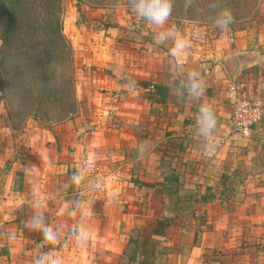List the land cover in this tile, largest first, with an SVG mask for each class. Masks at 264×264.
<instances>
[{
	"label": "crops",
	"instance_id": "obj_1",
	"mask_svg": "<svg viewBox=\"0 0 264 264\" xmlns=\"http://www.w3.org/2000/svg\"><path fill=\"white\" fill-rule=\"evenodd\" d=\"M140 40L103 29L87 50L77 45L79 106L58 125L14 133L0 110V264H33L43 242L62 248L65 264H264V120L249 138L226 133L230 83L251 100L264 96V33L191 43L180 63L201 71L199 100L170 91L171 41ZM200 102L217 117L211 151L195 135ZM88 151L94 165L77 176L70 165ZM65 194L88 213L62 207ZM37 200L46 217L83 215L87 238L29 228Z\"/></svg>",
	"mask_w": 264,
	"mask_h": 264
},
{
	"label": "rangeland",
	"instance_id": "obj_2",
	"mask_svg": "<svg viewBox=\"0 0 264 264\" xmlns=\"http://www.w3.org/2000/svg\"><path fill=\"white\" fill-rule=\"evenodd\" d=\"M28 2V9L24 11L23 18L35 13V27L40 29L36 32L37 36L32 37V34H28L29 37L25 42L28 45L38 46L48 43L49 39L41 33V28L49 27L51 21L58 19L61 33L70 48L73 83L71 91L65 82L67 80L65 72L58 67L50 66L45 84L48 98L44 97L40 101L18 97L3 99L0 95V110H4L9 122L8 127L14 133L34 128L50 129L64 122L78 110L76 99H79L80 87L76 80V63L80 62L75 49L79 44L81 48L87 50L90 47L88 40L92 39L95 33L105 29V33L108 31L117 38L118 33L124 30L141 39L138 41L141 48L147 44L161 48V45L152 42L151 38L155 39L152 34L162 29H157L136 17L129 6V0H29ZM222 8L229 9L233 17L227 30H221L211 23L212 18ZM169 24H174L179 32L190 38L194 46L204 45L220 36L234 35L243 31L262 34L264 33V0H172L171 15L164 27ZM109 43L112 46V41ZM116 43L118 42L112 44L116 45ZM13 44L19 45L21 41L14 39Z\"/></svg>",
	"mask_w": 264,
	"mask_h": 264
},
{
	"label": "clouds",
	"instance_id": "obj_3",
	"mask_svg": "<svg viewBox=\"0 0 264 264\" xmlns=\"http://www.w3.org/2000/svg\"><path fill=\"white\" fill-rule=\"evenodd\" d=\"M129 6L136 17L145 20L157 29L155 34L156 44H162L171 41V47L168 48V54L172 63L169 66L170 73V91L178 98H189L199 100L205 95L204 79L201 71L197 68L184 70L180 63L186 51L191 46V39L181 34L174 24H169L166 28L164 25L168 21L171 10L172 0H129ZM231 11L222 8L218 14L212 18L211 23L221 30H227L232 22ZM126 86L134 89L137 84L134 80H126ZM217 126V117L213 107L205 102H200L195 113L194 130L195 135L205 142V147L209 151L214 149V130ZM139 152L144 151V146L140 145ZM97 153L95 151L83 152L78 155L71 163V171L79 176L86 173L94 165ZM52 161L49 160L51 166ZM98 187V184H93ZM60 204L64 208L79 209L82 213L87 214L88 209L82 207V201L78 195L65 196L61 199ZM34 207L37 209L28 218L27 225L33 230L44 231L49 234H59L65 241L69 239H86L88 236V227L84 223L82 215L78 221H68L64 215L55 218L46 217L41 208V202L35 201ZM67 222V223H66ZM66 224V226H65ZM10 234L9 239H14ZM52 261L53 264H65L64 250L53 243L43 242L36 250L33 264H41L42 261Z\"/></svg>",
	"mask_w": 264,
	"mask_h": 264
},
{
	"label": "trees",
	"instance_id": "obj_4",
	"mask_svg": "<svg viewBox=\"0 0 264 264\" xmlns=\"http://www.w3.org/2000/svg\"><path fill=\"white\" fill-rule=\"evenodd\" d=\"M28 1L0 0V95L3 99L18 97L40 101L44 97L48 98L45 84L50 66L58 67L65 72L67 77L65 82L72 91L73 66L70 48L61 33L58 19L51 21L49 27L41 28V33L49 39L48 43L38 46L25 42L28 34H32V37L37 36L36 32L40 29L35 27V13L23 18L24 11L28 9ZM14 39H19L21 44H13ZM154 89L159 96L166 90L161 85L155 86ZM185 204L182 203L181 207L184 208ZM154 232L161 235L162 229L159 226Z\"/></svg>",
	"mask_w": 264,
	"mask_h": 264
},
{
	"label": "built area",
	"instance_id": "obj_5",
	"mask_svg": "<svg viewBox=\"0 0 264 264\" xmlns=\"http://www.w3.org/2000/svg\"><path fill=\"white\" fill-rule=\"evenodd\" d=\"M227 91L231 113L226 133L249 138L254 127L264 120V96L251 100L243 95L241 85L236 82L230 83Z\"/></svg>",
	"mask_w": 264,
	"mask_h": 264
}]
</instances>
